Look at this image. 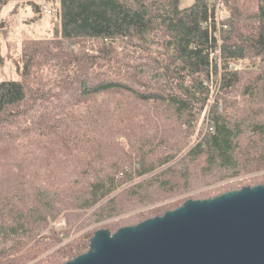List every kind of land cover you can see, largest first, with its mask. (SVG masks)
<instances>
[{"label":"trees","instance_id":"obj_1","mask_svg":"<svg viewBox=\"0 0 264 264\" xmlns=\"http://www.w3.org/2000/svg\"><path fill=\"white\" fill-rule=\"evenodd\" d=\"M182 1L58 0L54 33L21 41L18 78L0 79V144L26 131L38 141L0 162V264L27 263L39 238L61 239L50 221L68 232L117 190L96 220L173 196L194 172L264 170V0H221L220 20L216 0ZM113 92L131 104H95ZM80 240L33 264L68 259Z\"/></svg>","mask_w":264,"mask_h":264},{"label":"water","instance_id":"obj_2","mask_svg":"<svg viewBox=\"0 0 264 264\" xmlns=\"http://www.w3.org/2000/svg\"><path fill=\"white\" fill-rule=\"evenodd\" d=\"M55 264H264V181L99 227L86 250Z\"/></svg>","mask_w":264,"mask_h":264},{"label":"rangeland","instance_id":"obj_3","mask_svg":"<svg viewBox=\"0 0 264 264\" xmlns=\"http://www.w3.org/2000/svg\"><path fill=\"white\" fill-rule=\"evenodd\" d=\"M189 1L190 0H183L182 3L187 4L189 3ZM36 2H38L41 7V10L39 9V11H35L32 8L31 4L26 0H10L0 9V79L18 78V74L15 70V65L12 62V56L16 54L15 52L23 39L51 36L59 26V20L56 14L58 8V0H36ZM44 6H48L49 8H51L52 12H44L42 9V7ZM218 13V20H220V18L223 17L224 14L227 15V13L223 10V6L220 7ZM117 100H119L120 102L128 101L129 104H131L130 97L127 92H113L109 94L99 95L95 104H111L112 102H115ZM205 115L207 116V112H205ZM117 136L121 141L126 143V138L123 134H118ZM196 138H198L196 133L188 136V139L190 141H193ZM37 141V134L31 131H26L23 135H19L17 137H11L10 139L0 144V162L6 160L13 162L20 161L22 159L23 152L27 148L34 146ZM164 167L166 166L159 167L154 172L149 173L148 176L155 174L157 171L163 169ZM191 168L193 169L194 166L192 165ZM262 173H264V170H257L249 173L242 172L236 176L218 178L221 173L216 171H213L212 175H203L200 173L195 174L194 172L193 175L190 176L188 184L183 186L184 189L181 192L173 194V196L143 205H136L135 203H133V205H130L111 216L96 220V215L94 214L96 208L99 206V204H104L107 199H109L111 196H113V194L119 191L117 190L102 199L95 206L86 209L77 219L76 223L68 230V232L65 231L67 226L65 225L64 218H62L61 216L56 218L55 220L50 221L47 228H52L53 230L58 231L61 239L53 242L47 237H42V239L39 238L38 246L41 247V250L39 251L37 256H35L25 264H33L37 260L47 256L48 254L59 250V248L66 245L68 242L81 239L79 247L77 249H74L76 255L87 249L89 238L99 227H106L113 231L121 225L135 223L146 218L134 217V215L136 216L138 213H142L143 211L155 205L168 202V205L175 204L177 206L183 200L189 197L204 198L213 196L227 189L240 187L244 184L263 182L264 179H260L259 177ZM140 179V177L135 178L132 181H129V184L137 182ZM179 182V184L182 186V180H179ZM125 219L127 221H123ZM110 224L112 227L110 226ZM90 231H92L91 234H89Z\"/></svg>","mask_w":264,"mask_h":264},{"label":"built area","instance_id":"obj_4","mask_svg":"<svg viewBox=\"0 0 264 264\" xmlns=\"http://www.w3.org/2000/svg\"><path fill=\"white\" fill-rule=\"evenodd\" d=\"M221 6H222V2H221V0H218V1H217V4H216L217 12H218V10L220 9ZM42 9H43V11L46 12V13H51V12H52V9L49 8L48 6H44V7H42ZM218 14H219V13H218ZM222 26L224 27L225 24H222ZM216 53H219V51L216 50Z\"/></svg>","mask_w":264,"mask_h":264}]
</instances>
